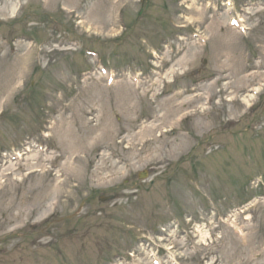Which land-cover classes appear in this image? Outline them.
Returning <instances> with one entry per match:
<instances>
[{
  "label": "rangeland",
  "instance_id": "rangeland-1",
  "mask_svg": "<svg viewBox=\"0 0 264 264\" xmlns=\"http://www.w3.org/2000/svg\"><path fill=\"white\" fill-rule=\"evenodd\" d=\"M263 89L264 0H0V264H264Z\"/></svg>",
  "mask_w": 264,
  "mask_h": 264
},
{
  "label": "bare ground",
  "instance_id": "bare-ground-1",
  "mask_svg": "<svg viewBox=\"0 0 264 264\" xmlns=\"http://www.w3.org/2000/svg\"><path fill=\"white\" fill-rule=\"evenodd\" d=\"M238 21L243 22V19L240 18ZM215 83H217V82H215ZM215 83L213 82V84H215ZM213 84H212V85H213ZM175 94H176V93H175ZM172 96H173V95H172ZM172 96H171V97H172ZM131 110L133 111V109H131ZM82 125L84 126L85 129L90 128L88 122H85V123H84V121H82ZM87 130L89 131L90 134H92L91 132H93V131L100 130V131H101V138H104L105 136L107 137L109 134L112 133V132L107 128V126H104V127H100V126H98V127H91V128H90L91 131H90L89 129H87ZM145 132H147V131H145ZM47 134H49V133H46V135H47ZM113 134H114V133H112V135H113ZM48 136H50V135H48ZM76 136L81 137V139L79 140V141H81V142L78 141V142L76 143V146L67 149V150L71 151L72 154H76V152L79 153V152L84 151V150H86V149L88 148L87 146H85V145H83V144H85V141H86L87 138H89V137L86 136L85 134L80 133V131H74L73 128H71V127L67 129V132L65 131V136H64L63 138L65 139V142H66V143H69L70 141H71L72 143H74L73 140H77V139H76ZM19 156H22V155L19 154ZM16 165H17V164H15V163H14V164H11V165L9 166V169H10V168H11V169H14ZM31 167H32V169H34V170H32V174H33L35 171H36V172L40 171V169H35V166H34V165H32ZM65 170H66V174H65V179H64V185H59V184H58V186L53 185V188H54L53 191H56V192L61 191V190L63 191V190L66 188L65 184L68 183V180H70L69 177L66 178V176H67V175L70 176V175L72 174V170H73V169L70 168L69 165H66ZM40 172H42V170H41ZM47 172H49V171H47ZM42 173H43V172H42ZM49 173H50V172H49ZM0 190H1V189H0ZM0 193H1V191H0ZM37 197H38V199H44L46 196H45V195H38Z\"/></svg>",
  "mask_w": 264,
  "mask_h": 264
},
{
  "label": "flooded vegetation",
  "instance_id": "flooded-vegetation-1",
  "mask_svg": "<svg viewBox=\"0 0 264 264\" xmlns=\"http://www.w3.org/2000/svg\"><path fill=\"white\" fill-rule=\"evenodd\" d=\"M4 234V231H1V229H0V235H3ZM0 239L1 240H3V241H5V237L3 236V237H0ZM1 243H3V242H1Z\"/></svg>",
  "mask_w": 264,
  "mask_h": 264
},
{
  "label": "water",
  "instance_id": "water-1",
  "mask_svg": "<svg viewBox=\"0 0 264 264\" xmlns=\"http://www.w3.org/2000/svg\"><path fill=\"white\" fill-rule=\"evenodd\" d=\"M141 177H143V176H141Z\"/></svg>",
  "mask_w": 264,
  "mask_h": 264
}]
</instances>
